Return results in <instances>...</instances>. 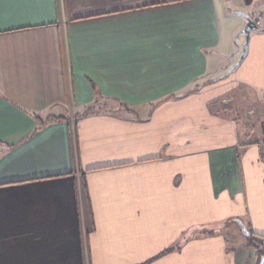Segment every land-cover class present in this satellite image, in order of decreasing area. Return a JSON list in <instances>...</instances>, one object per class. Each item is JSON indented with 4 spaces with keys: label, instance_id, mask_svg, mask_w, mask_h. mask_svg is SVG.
Listing matches in <instances>:
<instances>
[{
    "label": "crops",
    "instance_id": "0c3cea01",
    "mask_svg": "<svg viewBox=\"0 0 264 264\" xmlns=\"http://www.w3.org/2000/svg\"><path fill=\"white\" fill-rule=\"evenodd\" d=\"M38 3L0 5V264H257L262 20L230 75L216 50L264 0Z\"/></svg>",
    "mask_w": 264,
    "mask_h": 264
},
{
    "label": "rangeland",
    "instance_id": "374dc122",
    "mask_svg": "<svg viewBox=\"0 0 264 264\" xmlns=\"http://www.w3.org/2000/svg\"><path fill=\"white\" fill-rule=\"evenodd\" d=\"M259 14H257L260 19L262 20V26H264V8H262L261 10H259L258 12ZM245 25V21L243 18H241L240 16H236V15H229V17H227L225 23H224V28H225V43L222 45L220 51H223L225 54H219V52L216 50V55L220 58V61L222 63L223 66H228L231 65L233 66L240 58L241 54H242V50L244 47V37L240 36L238 39H236V41H234V37L236 36V34L244 28ZM256 31H254L251 34L250 37V41L252 39V37H254L253 40L256 39ZM249 41V42H250ZM250 45V43H249ZM247 51H249V46L247 47ZM248 53V52H247ZM246 58V57H245ZM249 61L251 60V57H249L248 59ZM248 60L246 59L244 62L245 66H248ZM243 65V66H244ZM230 66V67H231ZM241 67L240 71H236L234 74L238 77L243 76V72L244 70H246V68L248 67ZM227 74V72H225V74H221V77H224ZM224 75V76H222ZM237 94L235 95V107H236V111H237V115H244L245 113V109L250 107V105L255 109L256 106H264V100L263 102H258V103H249V102H245L244 100V87H240L237 89ZM225 98V97H223ZM221 102L222 98L219 99ZM231 106L233 103H230ZM263 104V105H262ZM239 229H237L238 231ZM241 234H240V233ZM240 236H242V232L239 230L238 233ZM232 236V235H231ZM254 241L256 242L255 245L258 246V249H262L264 248V239L260 240L259 238H255ZM261 243V244H260ZM257 264H258V258H257Z\"/></svg>",
    "mask_w": 264,
    "mask_h": 264
},
{
    "label": "water",
    "instance_id": "95a60500",
    "mask_svg": "<svg viewBox=\"0 0 264 264\" xmlns=\"http://www.w3.org/2000/svg\"><path fill=\"white\" fill-rule=\"evenodd\" d=\"M230 14L231 15L240 16L241 18L244 19V21H245L244 28L241 29L236 34V36L234 37V41H236V39H238L240 36H243L245 43H244V47H243V50H242V54H241L239 60L233 66H231L229 68V70L227 72V75H230L242 63V61L244 60V58L246 56V53H247V47L249 45V41H250L251 34L254 31H256V30L259 29L258 23L255 22L253 20V18L249 14H247L246 12L241 11V10H236V11L230 13ZM240 226H241V229H242L243 233L248 236L249 233L246 231V229L241 224H240ZM260 264H264V258H262Z\"/></svg>",
    "mask_w": 264,
    "mask_h": 264
},
{
    "label": "trees",
    "instance_id": "16d2710c",
    "mask_svg": "<svg viewBox=\"0 0 264 264\" xmlns=\"http://www.w3.org/2000/svg\"><path fill=\"white\" fill-rule=\"evenodd\" d=\"M228 8V7H227ZM234 11H236V10H231V9H227V13H228V15H231L230 13H232V12H234ZM259 19H260V17L258 16V18H253V20L255 21V22H259ZM45 123H46V121H40V124H41V127H43L44 125H45ZM256 238V236L254 235V234H249L248 235V237H247V243H248V245H250L253 249H255V251H256V255H257V258H258V264H260L261 263V260H262V258H264V248H262V249H258V246H256L255 245V241H254V239ZM261 244V243H260Z\"/></svg>",
    "mask_w": 264,
    "mask_h": 264
},
{
    "label": "snow or ice",
    "instance_id": "6c2138e0",
    "mask_svg": "<svg viewBox=\"0 0 264 264\" xmlns=\"http://www.w3.org/2000/svg\"><path fill=\"white\" fill-rule=\"evenodd\" d=\"M3 0H0V5H2ZM21 7H36L39 6L38 0H20ZM3 14L0 13V22H2Z\"/></svg>",
    "mask_w": 264,
    "mask_h": 264
},
{
    "label": "flooded vegetation",
    "instance_id": "af4514ba",
    "mask_svg": "<svg viewBox=\"0 0 264 264\" xmlns=\"http://www.w3.org/2000/svg\"><path fill=\"white\" fill-rule=\"evenodd\" d=\"M258 23V22H257Z\"/></svg>",
    "mask_w": 264,
    "mask_h": 264
}]
</instances>
